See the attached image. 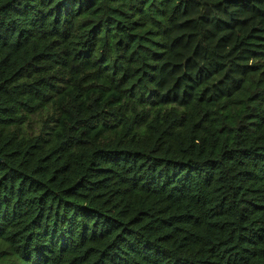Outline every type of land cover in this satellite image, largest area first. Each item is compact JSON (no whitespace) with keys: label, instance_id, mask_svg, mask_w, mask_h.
<instances>
[{"label":"trees","instance_id":"16d2710c","mask_svg":"<svg viewBox=\"0 0 264 264\" xmlns=\"http://www.w3.org/2000/svg\"><path fill=\"white\" fill-rule=\"evenodd\" d=\"M0 264H264V0H0Z\"/></svg>","mask_w":264,"mask_h":264}]
</instances>
